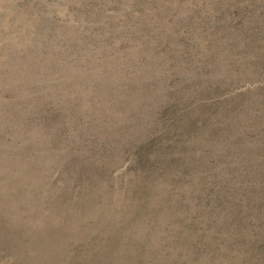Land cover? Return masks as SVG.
I'll use <instances>...</instances> for the list:
<instances>
[{"label":"rangeland","instance_id":"rangeland-1","mask_svg":"<svg viewBox=\"0 0 264 264\" xmlns=\"http://www.w3.org/2000/svg\"><path fill=\"white\" fill-rule=\"evenodd\" d=\"M0 264H264V0H0Z\"/></svg>","mask_w":264,"mask_h":264}]
</instances>
